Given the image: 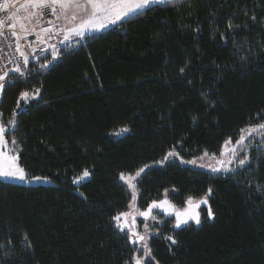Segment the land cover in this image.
Masks as SVG:
<instances>
[{"label":"trees","instance_id":"1","mask_svg":"<svg viewBox=\"0 0 264 264\" xmlns=\"http://www.w3.org/2000/svg\"><path fill=\"white\" fill-rule=\"evenodd\" d=\"M13 80L2 120L15 110L20 163L50 182L0 179V264L131 261L135 249L112 217L131 203L120 173L145 165L141 206L165 190L182 205L212 188L213 218L205 210L199 226L180 229L167 219L152 236L159 264H264V137L233 172L179 159L219 153L264 123V0L154 5ZM37 88L17 108L19 93ZM173 149L178 157L164 161ZM85 168L92 175L74 183Z\"/></svg>","mask_w":264,"mask_h":264},{"label":"snow or ice","instance_id":"2","mask_svg":"<svg viewBox=\"0 0 264 264\" xmlns=\"http://www.w3.org/2000/svg\"><path fill=\"white\" fill-rule=\"evenodd\" d=\"M182 2L183 0H25V3L21 4L16 11L7 15L5 19H0V28H3V26L7 24L8 28L12 30L11 35L15 37V50L23 59V64L27 66L29 63V56L22 50L20 40L26 39L28 35L34 34L39 44H45L47 40H51L54 36L62 35L63 38L61 43L63 44L71 41L73 37L86 39L89 34L100 32L111 25H117L133 16L143 15L145 10H150L154 5L175 7ZM10 7H13V0H4V2L0 4V11L7 12ZM21 10L26 13L23 18L18 14ZM47 15H51L55 20H47L46 22L50 26L40 27L37 31L40 20ZM252 19L255 20V17H252ZM33 21L36 22V25L28 27V24H31ZM56 21H63V24L56 26ZM17 25H19V31L16 30ZM228 27L231 29L233 25L229 23ZM0 35H3V32H0ZM221 36H223V33H221ZM9 47H11V45H9ZM28 47L35 52L39 45L35 42H30ZM49 47L51 48L52 59H45V61L40 64L41 68H48L61 55L57 45L50 44ZM46 50L47 49H41V51ZM0 51H2V49H0ZM8 62L12 63L11 60ZM11 71L18 73L21 77L25 76L19 63H17L16 67ZM180 71L183 72L184 69L182 68ZM12 83H14V80L10 77V72L8 70L0 74V94L4 92L6 86ZM39 94V88L31 93L29 91L20 92L17 108L20 107L21 101L27 102ZM15 115L16 112L14 110L12 119H8L6 123L0 120V179H13L27 183H32L33 181L50 182V177L47 176L29 177L28 171L21 165L19 152L22 149L14 135V129L17 124L14 118ZM2 116L3 114L0 113V117ZM9 127L13 130L12 132H9ZM126 131H128L127 128H122L117 135ZM240 133L239 138L235 140L234 143L231 137L224 141L223 150L219 153V156L217 153L204 151L203 155L199 156L197 159L187 161L181 159V162L196 164L197 160H204L207 157L215 163H209L207 165L202 164L200 166H207L214 173L235 171V169L231 167L234 162L238 168H242L251 161L247 154L241 157L240 152L244 150L246 141L249 143L252 142L254 139L253 133L264 137V123L248 126L246 129H241ZM245 133H247V135H245ZM8 135H11L10 140L7 138ZM230 145L231 147H229ZM178 155V152L173 149L167 153L164 159L167 160L169 157H178ZM161 163H163V161H161ZM147 167L149 166L145 165L141 167L134 176L126 175L121 172L119 177L120 180L125 181L128 188L132 190V203L129 205L131 211L119 212L112 217V220L115 222V226L120 232L124 233L125 229H127L126 238L130 243L139 245V247L134 250L138 254L134 255L131 261H125V264H146V259L154 261L155 264H159V262L155 260L152 249L148 244L149 229L153 227V225H149L147 221L149 219L156 221L157 224L154 226L165 223V221H157V216L153 215L154 209L161 210L169 217L174 216L175 223L173 227L175 229H180L182 226L189 225L190 222L200 225L201 216L198 209L201 205L207 206V216L209 218L213 217L212 208L208 204V197L212 194L211 187L208 188L205 196L201 197L199 200L189 196L186 200V206L183 208H178L169 199H161L159 201L153 200L147 206V209L143 211L137 208L135 206V201L137 200L138 189L137 183H134V181H137V178L141 176V173H144ZM91 175L92 173L85 168L81 175L74 178L73 182L79 183ZM165 192H167V190H165ZM137 215L143 217L145 221L143 234L136 230ZM129 217H131L130 221ZM25 239H27V237H25ZM165 239L169 240L173 245L178 243L171 235L166 236Z\"/></svg>","mask_w":264,"mask_h":264},{"label":"built area","instance_id":"3","mask_svg":"<svg viewBox=\"0 0 264 264\" xmlns=\"http://www.w3.org/2000/svg\"><path fill=\"white\" fill-rule=\"evenodd\" d=\"M4 0H0V4H2ZM22 4L21 0H13V7H10L7 12L0 11V19H5L7 15L11 14L12 12L16 11ZM23 10H21L18 14L21 16L23 14ZM47 20H55L54 17L51 15H47L44 18H42L39 22V25L37 26V31L40 27H49L50 25L47 24ZM56 26H60L63 24V21H56ZM36 25V22L33 21L31 24H28V27H33ZM17 31H19V25H17ZM11 29L8 28L7 24L3 26V28H0V32H3V35H0V74H2L4 71L8 70L10 72V77L12 79H24L28 76V74L31 71L32 64L34 63H43L45 59L51 60V48L49 47L50 44L57 45V48L60 50V52H64L66 50H69L73 47L78 46L80 43L84 41V39H79L73 37L71 41L61 43L62 35L61 36H54L51 40H47V43L45 44H39V41H36V37L34 34L28 35L26 39H21L20 44L22 46V50L25 51V53L29 56V63L27 66L23 64V59L19 56V53L15 50V37L11 35ZM47 39V38H46ZM30 42H35L39 45V47L36 48V51L33 52L31 48L28 47V44ZM11 45V47H9ZM41 49H47L46 51H41ZM11 60L12 63H9L8 61ZM19 63L22 71L25 73V76L21 77L18 73L11 71L14 69ZM7 79V78H6Z\"/></svg>","mask_w":264,"mask_h":264},{"label":"rangeland","instance_id":"4","mask_svg":"<svg viewBox=\"0 0 264 264\" xmlns=\"http://www.w3.org/2000/svg\"><path fill=\"white\" fill-rule=\"evenodd\" d=\"M91 35V34H90ZM84 40H86V39H84ZM31 93V92H30ZM0 113H1V111H0ZM0 120H2V117H0ZM251 126H255V125H251ZM248 127V126H247ZM247 127H245V128H243V129H246ZM241 133H239V135H240ZM245 135H247V133H245ZM253 135V137H254V139L252 140V142L251 143H249V142H247L246 141V146L244 147V150L243 151H241L240 152V156L241 157H243L245 154H247L248 156H249V152H250V148L251 147H253L255 144H257V141L258 140H260V139H262L263 137H261L260 135H258V134H256V133H253L252 134ZM233 140V139H232ZM235 142V140H233V143ZM229 147H231V145L229 146ZM222 150H223V148H222ZM221 150V151H222ZM220 151V152H221ZM219 152V153H220ZM219 153H217V155L219 156ZM201 155H203V154H201ZM200 155V156H201ZM199 156H197V157H193V158H191V159H189V160H192V159H197ZM171 158H177V157H169L168 159H171ZM167 159V160H168ZM179 159L181 160V159H183L184 161H187L186 159H184V158H180L179 157ZM249 159H250V156H249ZM167 160H165L164 159V161H167ZM209 163H215L213 160H210L209 158H205L204 160H197V163L196 164H190V163H184V164H190V165H192V166H195V167H199V168H203V169H205V170H208V171H210V172H212L211 171V169L210 168H208L207 166H205V167H201L200 165H207V164H209ZM231 167L233 168V169H238V167H237V165H236V163L234 162L232 165H231ZM146 169V168H145ZM139 171V170H138ZM137 172V171H136ZM136 172H134V173H126V175H135V173ZM218 173H224V172H218ZM28 175H29V177H32L33 175H31V174H29L28 173ZM141 175H142V173H141ZM140 178V177H139ZM139 178H137V181L139 180ZM16 181H18V180H16ZM137 181H134V183H137ZM19 182H22V181H19ZM34 182H39V181H33L32 183H34ZM125 182V181H124ZM24 183H27V182H24ZM126 183V182H125ZM137 189H138V187H137ZM130 190V192L132 191L131 189H129ZM139 190L137 191V200L135 201V206L137 207V208H139L141 211H143V210H146L147 209V206L153 201H151L148 205H146V206H141L140 204H139ZM203 196H205V195H202V196H199V197H196V196H192L194 199H196V200H199L201 197H203ZM161 199H169L172 203H174L178 208H183V207H185L186 206V202L184 203V204H182V205H180V204H177L176 202H174L172 199H171V197H170V191H167V192H165L164 193V195L161 197V198H159V199H155V200H157V201H159V200H161ZM131 203H132V200H131ZM130 203V204H131ZM208 204H209V198H208ZM210 205V204H209ZM207 211V206H205V205H201V207L198 209V211L200 212V216H201V222H202V220H203V217H204V211ZM127 211H131V209H130V207H129V209L127 210ZM124 212H126V211H124ZM153 215H156L157 216V221H160V220H163V221H166L167 219H171V222H172V224L174 225V223H175V217L174 216H171V217H169V216H167L166 214H164L161 210H159V209H154L153 210ZM213 216H214V214H213ZM211 218H213V217H211ZM131 220V217H129V221ZM144 218L143 217H140V216H136V230L137 231H139V232H141L142 234H143V232H144ZM147 223L149 224V225H153V227H150V229H149V239H148V244H149V246H150V241H151V238H152V236L153 235H155V234H159L160 233V228H161V226L164 224V223H161V224H159L158 226H154V225H156L157 224V222L156 221H152V220H148L147 221ZM190 224H194V225H196L195 223H193V222H190L189 223V225ZM187 226V225H186ZM196 226H199V225H196ZM183 227V226H182ZM125 231L127 232V229H125ZM132 246L134 247V249L135 248H137V247H139V245H134V244H132ZM136 254H138V253H134V255H136ZM149 260H147L146 259V263L148 262Z\"/></svg>","mask_w":264,"mask_h":264},{"label":"crops","instance_id":"5","mask_svg":"<svg viewBox=\"0 0 264 264\" xmlns=\"http://www.w3.org/2000/svg\"><path fill=\"white\" fill-rule=\"evenodd\" d=\"M21 2H22V4H23V3H25V0H21ZM25 15H26V13L23 12V14H22L20 17L23 18ZM111 26H113V25H111ZM111 26H109V27H111ZM109 27H107V28H109ZM107 28H106V29H107ZM106 29H103L102 31H104V30H106ZM102 31H100V32H102ZM97 33H98V32H97ZM1 95H2V94H0V99H1Z\"/></svg>","mask_w":264,"mask_h":264}]
</instances>
